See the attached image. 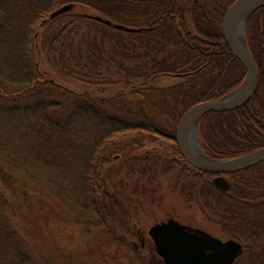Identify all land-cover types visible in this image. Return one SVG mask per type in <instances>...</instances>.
Here are the masks:
<instances>
[{"label":"trees","instance_id":"obj_1","mask_svg":"<svg viewBox=\"0 0 264 264\" xmlns=\"http://www.w3.org/2000/svg\"><path fill=\"white\" fill-rule=\"evenodd\" d=\"M233 1L0 0V264H38L9 212L11 185H44L60 192L86 222L108 223L116 216L104 200L113 194L106 188L115 168L108 150L135 134L167 143L170 153L128 154L116 166L118 175H138L141 182L176 172L185 201L201 202L228 238L243 244L233 264L264 250V162L228 174L231 187L221 191L214 174L182 158L176 142L187 109L225 96L246 78L223 38V18ZM68 3L72 10L51 17ZM91 10L111 24L96 20ZM247 40L260 70L259 88L246 105L201 118L202 146L211 157H235L264 146V7L249 18ZM163 76L176 82L157 86ZM61 81L127 89L102 97ZM145 263L164 264L155 246Z\"/></svg>","mask_w":264,"mask_h":264},{"label":"rangeland","instance_id":"obj_2","mask_svg":"<svg viewBox=\"0 0 264 264\" xmlns=\"http://www.w3.org/2000/svg\"><path fill=\"white\" fill-rule=\"evenodd\" d=\"M186 18L189 29L194 30L188 5ZM41 67L51 76L44 58H41ZM175 82L170 76L155 80L157 86ZM61 83L77 92L102 97L126 88L121 84L103 88L79 82ZM199 138L202 143L200 135ZM131 153H157L167 157L170 149L167 143L152 142L149 136L141 134L121 138L109 147L108 157L115 168L107 178L106 188L113 194L102 196L114 206L116 216L108 223L86 222L79 216L77 207L74 212L69 209L70 201L59 197L60 192L54 194L44 185L17 182L10 186V196L15 199L9 202V212L38 264H146L145 258L154 246L148 231L155 223L169 218L200 227L222 239L229 237L201 202L189 204L185 201L175 184L176 172H161L156 179L146 177L141 182L138 175L126 172L118 175L116 166ZM124 179L126 181L121 183ZM139 232L141 237L137 235ZM240 263L264 264V250L246 253Z\"/></svg>","mask_w":264,"mask_h":264},{"label":"water","instance_id":"obj_3","mask_svg":"<svg viewBox=\"0 0 264 264\" xmlns=\"http://www.w3.org/2000/svg\"><path fill=\"white\" fill-rule=\"evenodd\" d=\"M262 7L264 0H235L229 5L223 18V38L246 69L244 82L223 97L192 105L181 116L177 125L176 142L182 158L193 168L214 174L213 183L222 191H228L231 187L226 175L264 162V146L235 157H211L202 147L199 123L207 113H223L246 105L258 91L260 70L246 44V27L250 16ZM72 9V3L65 4L56 9L51 17L55 18ZM95 19L111 24L109 19L101 16H95ZM114 26L128 31H141L122 24ZM148 234L164 264H233L244 251L243 244L234 238L224 240L174 218L152 225Z\"/></svg>","mask_w":264,"mask_h":264},{"label":"flooded vegetation","instance_id":"obj_4","mask_svg":"<svg viewBox=\"0 0 264 264\" xmlns=\"http://www.w3.org/2000/svg\"><path fill=\"white\" fill-rule=\"evenodd\" d=\"M229 7V6H228ZM259 10V9H258ZM257 11V10H256ZM249 21V20H248ZM247 24H248V22H247ZM246 36H247V27H246ZM246 44H247V47H248V49L250 50V48H249V44H248V40L246 39ZM250 52H251V50H250ZM251 54H252V52H251ZM253 56V55H252ZM254 58V57H253ZM255 59V58H254ZM257 63V62H256ZM238 109V108H237ZM254 167V166H253ZM252 168V167H251ZM249 169V168H248ZM247 170V169H246ZM244 171V170H243ZM240 172V171H239Z\"/></svg>","mask_w":264,"mask_h":264}]
</instances>
